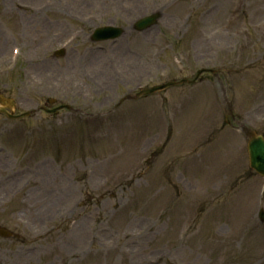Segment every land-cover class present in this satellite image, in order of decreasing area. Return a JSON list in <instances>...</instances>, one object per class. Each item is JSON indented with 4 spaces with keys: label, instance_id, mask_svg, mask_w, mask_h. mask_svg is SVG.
<instances>
[{
    "label": "rangeland",
    "instance_id": "374dc122",
    "mask_svg": "<svg viewBox=\"0 0 264 264\" xmlns=\"http://www.w3.org/2000/svg\"><path fill=\"white\" fill-rule=\"evenodd\" d=\"M156 9L157 26L130 29ZM100 23L128 31L92 42ZM201 68L217 74L115 108ZM262 69L264 0H0V89L17 113L49 96L75 109L0 114V226L14 231L0 264H264V178L239 122L264 132Z\"/></svg>",
    "mask_w": 264,
    "mask_h": 264
},
{
    "label": "bare ground",
    "instance_id": "6f19581e",
    "mask_svg": "<svg viewBox=\"0 0 264 264\" xmlns=\"http://www.w3.org/2000/svg\"><path fill=\"white\" fill-rule=\"evenodd\" d=\"M42 23H44V22H41V26H42V29H47L48 28V25L46 24V25H42Z\"/></svg>",
    "mask_w": 264,
    "mask_h": 264
},
{
    "label": "water",
    "instance_id": "95a60500",
    "mask_svg": "<svg viewBox=\"0 0 264 264\" xmlns=\"http://www.w3.org/2000/svg\"><path fill=\"white\" fill-rule=\"evenodd\" d=\"M110 30H112V28H110ZM114 30H115L116 33H118L120 31V29H114Z\"/></svg>",
    "mask_w": 264,
    "mask_h": 264
}]
</instances>
